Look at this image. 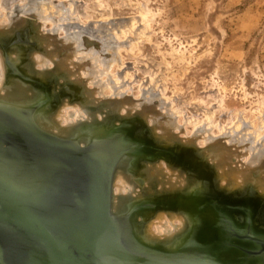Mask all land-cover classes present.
<instances>
[{"label":"rangeland","instance_id":"obj_1","mask_svg":"<svg viewBox=\"0 0 264 264\" xmlns=\"http://www.w3.org/2000/svg\"><path fill=\"white\" fill-rule=\"evenodd\" d=\"M8 46L12 48L5 54ZM0 57L1 96L9 80L34 86L39 85L34 78L52 77L49 85L44 83L51 94L40 103L48 99L56 104L52 117L57 130L69 133L62 138L84 145L86 132L93 134L92 128L106 122L109 126L114 117L116 127H121L119 121L139 120L161 149L192 151L208 175L209 192L200 179L189 186L183 164L159 160L145 172L153 198L177 192L184 199L186 219L201 213L190 208L193 193L203 191L225 203L245 191L256 217L263 213L264 0H0ZM10 64L33 81L13 75ZM91 67L98 73L95 80ZM67 105L84 106V117L65 122L61 117ZM114 195L141 201L147 193L130 195L113 186ZM176 201L157 204L146 223L139 219L143 234L166 247L184 221ZM164 223L169 235L159 230ZM188 232L177 236L179 245Z\"/></svg>","mask_w":264,"mask_h":264},{"label":"water","instance_id":"obj_2","mask_svg":"<svg viewBox=\"0 0 264 264\" xmlns=\"http://www.w3.org/2000/svg\"><path fill=\"white\" fill-rule=\"evenodd\" d=\"M11 48L3 51L6 54ZM9 67L23 82L32 81L13 65ZM46 91L42 88V97ZM52 106L49 100L29 108L0 105V264H264V211L262 219L252 211L246 217L241 210L232 211L241 217L242 231L234 218L219 213L227 231L214 245L190 242L176 251L149 248L143 222L159 208L157 204L168 205L175 199L178 203L179 198L160 193L150 206L113 212L115 175L125 158L141 161L137 152L148 147L149 141L158 147L156 154L169 155L151 161L167 159L174 167L183 164L189 179L195 180L189 166L197 163V157L187 149H161L158 141L146 135L147 130L137 132L136 125L142 127L139 120L119 121L125 132L84 145L57 137L36 120L40 111ZM115 127L100 124L92 133L100 129L99 133L108 134ZM206 177L197 176L196 182ZM230 201L250 205L245 191ZM247 242L252 245L243 247ZM231 250L239 257H219Z\"/></svg>","mask_w":264,"mask_h":264},{"label":"bare ground","instance_id":"obj_3","mask_svg":"<svg viewBox=\"0 0 264 264\" xmlns=\"http://www.w3.org/2000/svg\"><path fill=\"white\" fill-rule=\"evenodd\" d=\"M12 1V0H11ZM7 3V2H6ZM10 3V2H9ZM11 5V3L9 4ZM52 8V7H51ZM50 8V9H51ZM41 17V16H40ZM41 19V18H40ZM45 20V19H44ZM43 21V19H42ZM47 21V20H46ZM123 21V20H122ZM43 23V22H42ZM44 27V25H42ZM33 48V47H32ZM36 48H37V45H36ZM35 50V49H34ZM18 51V50H17ZM82 51V50H81ZM34 52V51H33ZM87 52V51H86ZM40 53V52H39ZM90 53V52H89ZM32 54V53H31ZM93 54V53H92ZM37 55V54H36ZM84 56V55H83ZM14 57V56H13ZM37 57V56H36ZM35 57V58H36ZM1 58V57H0ZM25 58V57H24ZM42 58H39L38 57V60ZM89 59V58H88ZM97 63L99 62L100 66H102V62L100 60L99 57H94L93 58ZM2 60V59H1ZM36 60V59H34ZM28 61V60H27ZM82 61V60H81ZM37 62V61H36ZM44 62H47V61H44ZM48 64V62H47ZM87 64V63H86ZM90 63H88L89 65ZM18 65V64H17ZM23 65V64H22ZM98 65V64H96ZM48 66V65H46ZM42 67H45L44 65H42ZM90 67V65H89ZM88 67V68H89ZM97 66H95L96 68ZM104 67V65L102 66ZM92 68V67H91ZM90 68V69H91ZM109 67L105 68L108 70ZM22 69L24 70V67L22 66ZM83 69L84 66H83ZM98 70V67L96 68ZM96 69H94V67L92 68L93 71H95L94 73H96L94 76V80L97 78L96 75L98 74L96 71ZM88 70V69H87ZM91 70V71H92ZM84 72V71H83ZM82 72V73H83ZM22 73V72H21ZM24 74L23 75H27L26 72L24 71L23 72ZM86 73V72H85ZM83 73V74H85ZM93 73V74H94ZM14 75V74H13ZM86 75L88 76V73L85 74V77ZM89 77V76H88ZM87 77V79H88ZM92 80L93 79V76L88 80ZM32 80V79H31ZM50 80H53L52 77H46V78H42L40 81H39V85H34V86H28V85H25V84H22L20 82H18L17 80H9L6 84H5V87H6V91H5V95L1 96L0 95V105H7V106H18V107H21V108H29L33 105H35V103H39L43 100V98L45 97V94L46 96H48L50 90L48 89L49 88V82ZM90 80V81H91ZM33 81V80H32ZM31 81V82H32ZM1 83V81H0ZM29 83V82H28ZM38 83V82H37ZM40 83H43V85H41ZM44 83L48 84V85H45ZM102 84V83H101ZM42 88H45L47 91L44 93L43 97H39L40 95L42 96V93H41V90ZM49 91V92H48ZM62 90H59V92H61ZM100 91V90H99ZM55 94V90L53 92ZM57 93V92H56ZM103 93V92H102ZM30 94V95H29ZM51 94V92H50ZM60 101L61 99L63 98L62 97V94H60ZM53 98H55V95L53 96ZM58 98V96H57ZM71 99H74L76 97H70ZM41 100V101H40ZM48 100V99H47ZM50 101V100H49ZM46 102V101H44ZM44 102H43V105H44ZM42 103V102H41ZM40 103V104H41ZM56 106V104H54ZM72 105H75V104H72ZM68 106V105H67ZM70 106V105H69ZM68 106V107H69ZM76 107V106H75ZM75 107H69V109H66V107L64 108V110H67L66 113L63 112V116L61 118L64 119V121L69 124L70 121H72L73 119H77L80 121L82 117V113L84 114V110H85V107L82 106V109L79 110L78 108H75ZM53 107H48L46 109H43L42 111L39 112V114L36 116V120H37V124L43 128L44 130L52 133L57 136V137H60L59 135L61 136H69V133H68V129H60V130H57V127L55 125V121H54V117H52V112H53ZM58 110V109H57ZM66 114V115H65ZM62 115V114H61ZM61 118H60V121H61ZM154 119V118H153ZM84 119H82L83 121ZM157 119H155L156 121ZM153 121V122H155ZM63 122V121H62ZM61 122V123H62ZM78 122V121H77ZM113 122V121H112ZM111 122V123H112ZM73 123V122H71ZM70 123V124H71ZM63 124V123H62ZM107 124V122H106ZM154 124V123H153ZM72 125V124H71ZM67 126V125H66ZM70 127V126H69ZM92 127V126H91ZM84 128H88L87 126H84ZM172 128V127H171ZM169 129V132L172 130V129ZM93 129V128H92ZM125 128L123 126L121 127H115V129H112V131H110L108 134H104L103 132L99 133L100 132V129H97L96 132L94 134H90V132H86L85 135L82 136V142H85V140L88 142L90 141H94V140H97V139H100L101 137H105L104 139L106 138H110L111 136L113 135H116L117 133H122V132H125L126 129L124 130ZM165 129V128H164ZM86 130V129H85ZM136 130L138 133L140 132H144L145 129L143 127H140L138 125H136ZM140 130V132H139ZM173 132V130H172ZM103 134V136H101ZM72 135V134H71ZM77 135V134H76ZM96 137V138H95ZM228 136H226L225 139H227ZM230 137V136H229ZM232 137V136H231ZM94 138V139H92ZM92 139V140H90ZM90 140V141H89ZM149 140V139H148ZM77 141V140H76ZM233 143V141H231ZM147 143V142H146ZM158 148L157 146H155L154 144H152L150 141H149V144H148V147L145 146L143 149L139 150L137 153V155L141 158H143L141 161H136L134 158H131V157H127L125 158L122 166L119 168L118 170V173L115 175V179H114V189H117V190H122V191H125L127 192L128 190L130 191V195H133V194H141L143 192H146L147 193V196H146V200H132V198H130L129 200H124V199H119L117 198L115 195H114V198H113V212H116V213H122L124 212L125 210H129L131 209V207L134 209V206H136L137 204H142V207L143 206H150L152 205V203L154 204V198H153V194L152 192L150 191V184H151V179L149 178L148 175H145V172L146 170L148 169L147 168V165L153 163L154 161H151V160H155L158 156V154H156L155 152V149ZM181 152L179 150L178 152V159L181 158ZM236 152V151H235ZM234 152V153H235ZM238 152V151H237ZM241 153L240 151L238 152V154ZM243 153V151H242ZM246 153V152H245ZM245 153L243 155H245ZM237 154V153H236ZM241 156V155H240ZM240 156L238 158H240ZM226 158V157H225ZM242 158V156H241ZM237 160V159H236ZM128 161V162H127ZM184 161V160H183ZM240 161V160H239ZM238 160L236 161L237 164H239ZM160 162V161H159ZM162 162L164 163L165 161L162 159ZM129 164H131L132 166L131 167H128ZM161 164V163H160ZM236 164V165H237ZM241 164V163H240ZM162 165V164H161ZM164 166V165H162ZM171 166V165H170ZM234 166V165H233ZM167 168V167H166ZM127 169H130L132 171V173H127L126 170ZM164 169V167H163ZM189 169H190V175L192 177L195 178V180L193 179H189L187 182L189 184V186H193V184L196 182V179H198L199 177H208V175L204 174L203 176V171L201 170L202 169V166L201 165H197L196 162H194L193 165L189 166ZM151 170H154V168H152ZM172 170V169H170ZM199 170V171H198ZM243 170V169H242ZM210 171V170H209ZM244 171V170H243ZM180 172V170H179ZM178 173V172H177ZM181 174V173H179ZM183 174V173H182ZM147 176V177H146ZM198 176V178H196ZM185 177V176H184ZM207 177L205 179H200V182L203 186L204 189H208L207 191L209 192V189L212 188L210 187L209 185H206V182L205 181H208ZM189 178V177H188ZM187 178V179H188ZM239 178V177H238ZM184 182V181H183ZM204 182V183H203ZM240 182V181H239ZM125 183H129V186L132 188H129L128 186H126ZM213 184V182H212ZM240 184V183H239ZM196 185V184H194ZM201 187V186H200ZM129 188V189H128ZM196 188H199L196 186ZM126 189H128L126 191ZM192 188H190L191 190ZM183 190V189H181ZM189 190V191H190ZM199 191V190H198ZM115 192V190H114ZM206 192V191H205ZM204 191L201 192V193H197V192H194L193 193V202H191L193 204V207L194 208H190L192 209L193 212H195V206H196V209H197V212L201 211V213H197L199 215H196V217H193L191 219H186L185 217L187 216L186 215V209L189 210V208H187L186 206H184V199L183 198H179V204H181V206L179 205L178 206V210L180 211V215L183 217V220H187V221H181V224L182 226L180 227V231L177 233L179 236V234L184 230V229H187L186 227L189 228V232H188V235L186 234V236L182 237V235L180 236V238L182 239V242L181 244L179 245L178 244V238L177 236L175 235H171L172 237H169L168 240L166 241L167 243L170 242L171 245L167 246L163 243H158V242H154L153 239L149 238L147 235L143 234V238L145 239V243L147 244V246L151 249H155V250H162V251H176V250H179L181 249L182 247H184L187 243H190V242H197V243H203V244H212L214 245V241H218L220 239V236L223 237V233L226 234L224 231H227L226 229V223L224 221H222L221 217L219 216V213H223V215L225 214V216L227 215L228 217H231L235 219L236 223L235 225L238 227V229L240 231H242L243 229V226H242V221H240L241 217L238 216V215H232V211L234 210H241L244 214H245V217H246V214L249 213V211H252L253 213H255V208L253 206H250L249 204L247 203H242V202H221L220 200H216L215 198H213V196L210 194V193H205ZM124 193V192H123ZM179 194L181 193V191L178 192ZM115 194V193H114ZM173 194H177L176 193H173ZM172 194V195H173ZM178 195V194H177ZM181 195V194H180ZM145 197V196H144ZM218 197V196H217ZM221 199V198H219ZM132 200V201H131ZM176 200V199H175ZM237 205V206H236ZM190 206V205H189ZM188 206V207H189ZM138 208V207H137ZM159 213V212H158ZM154 216V215H153ZM160 218V217H159ZM157 218V219H159ZM168 218V217H167ZM188 218V217H187ZM163 219V218H162ZM238 220V221H237ZM152 221V220H151ZM168 221V220H167ZM164 222V221H162ZM146 223V222H145ZM164 225L166 226V224L164 223ZM163 225V226H164ZM160 226V231L163 232L165 235H169V231L170 229L166 226V227H162L161 224L159 225ZM178 226V225H177ZM255 228V226H254ZM225 229V230H224ZM164 230V231H163ZM188 230V229H187ZM177 231V230H176ZM159 232V231H158ZM254 232L255 233H259L258 229L255 228L254 229ZM160 234V233H159ZM163 236V234H162ZM177 239V240H176ZM201 241V242H200ZM164 247H163V246ZM179 245V246H178ZM243 247L245 248H249L252 244L247 242V243H243L242 244ZM161 248V249H160ZM227 257L231 260L232 259H235L237 257H239V254L237 251L235 250H231V252H224V253H221L219 255V257Z\"/></svg>","mask_w":264,"mask_h":264},{"label":"flooded vegetation","instance_id":"obj_4","mask_svg":"<svg viewBox=\"0 0 264 264\" xmlns=\"http://www.w3.org/2000/svg\"><path fill=\"white\" fill-rule=\"evenodd\" d=\"M59 99H60V96L58 95V98H57V100H58V101H60ZM231 217H232V216H231Z\"/></svg>","mask_w":264,"mask_h":264}]
</instances>
